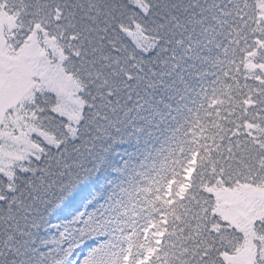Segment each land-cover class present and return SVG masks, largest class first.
I'll list each match as a JSON object with an SVG mask.
<instances>
[{
  "label": "snow or ice",
  "instance_id": "obj_1",
  "mask_svg": "<svg viewBox=\"0 0 264 264\" xmlns=\"http://www.w3.org/2000/svg\"><path fill=\"white\" fill-rule=\"evenodd\" d=\"M0 264H264V0H0Z\"/></svg>",
  "mask_w": 264,
  "mask_h": 264
}]
</instances>
